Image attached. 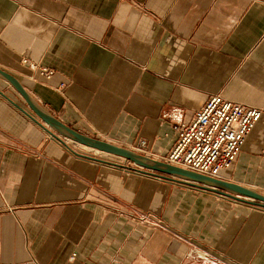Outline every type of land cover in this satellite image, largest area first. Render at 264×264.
<instances>
[{"label":"crops","instance_id":"crops-1","mask_svg":"<svg viewBox=\"0 0 264 264\" xmlns=\"http://www.w3.org/2000/svg\"><path fill=\"white\" fill-rule=\"evenodd\" d=\"M0 70L66 127L144 140L156 160L172 107L185 121L214 95L260 109L216 180L264 194V0H0ZM192 247L264 264V209L68 141L0 77V264H203L183 259Z\"/></svg>","mask_w":264,"mask_h":264},{"label":"built area","instance_id":"built-area-1","mask_svg":"<svg viewBox=\"0 0 264 264\" xmlns=\"http://www.w3.org/2000/svg\"><path fill=\"white\" fill-rule=\"evenodd\" d=\"M43 80H50L53 70L22 61ZM64 87L59 85V89ZM261 110L228 101L220 95L209 97L189 121L183 111L172 107L162 115L176 135L171 150L159 161L211 179H220V172L235 162L243 143L258 121ZM146 142L140 140L131 150L144 153ZM264 156V153H263ZM143 221L147 220L142 216ZM184 260L203 264H232L198 248H190Z\"/></svg>","mask_w":264,"mask_h":264},{"label":"water","instance_id":"water-1","mask_svg":"<svg viewBox=\"0 0 264 264\" xmlns=\"http://www.w3.org/2000/svg\"><path fill=\"white\" fill-rule=\"evenodd\" d=\"M0 77L22 96V98L29 105L32 112L43 123H45L64 139L85 148L119 158L124 162H129L133 166L140 169L141 173L147 176L159 178L166 182L187 186L197 190H203L205 192L217 194L235 202L264 209V194L258 191L239 186L237 184L223 182L198 175L196 173H192L187 170L166 164L162 161L147 157L131 149L118 147L108 142L91 138L74 131L60 123L57 119L53 118L41 108L37 107L12 76L0 70Z\"/></svg>","mask_w":264,"mask_h":264}]
</instances>
